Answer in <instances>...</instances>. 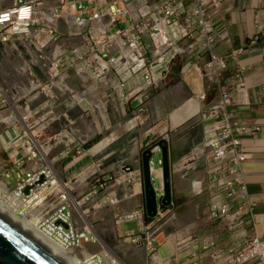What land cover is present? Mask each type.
<instances>
[{
	"label": "built area",
	"instance_id": "built-area-1",
	"mask_svg": "<svg viewBox=\"0 0 264 264\" xmlns=\"http://www.w3.org/2000/svg\"><path fill=\"white\" fill-rule=\"evenodd\" d=\"M7 1L0 0V42L28 45L20 53L33 58L32 63L43 73V80L36 79V87L24 96L0 88V104L10 103V109L6 108V113L0 114V121L7 125V133L11 137L6 149L11 162L0 159V183L4 182L3 187L9 190L12 179L16 180V187L10 192L15 197L14 204L18 205L14 210L22 218L33 212L41 229H52L51 235L73 250L81 248L83 257L80 264H126L105 251L86 257L88 252L84 246L98 239L81 222L83 215L79 208L85 210L87 204L96 199L102 207L117 204L120 197L98 198L99 186L95 182L91 183L86 194L78 193L80 186L73 185V174L80 173L79 176L84 178L81 181L98 179L100 182L99 165L94 162L78 170L88 153L71 125L77 121L75 114L79 108L100 109L96 88L103 85L111 86L102 91L103 95L111 98L110 88L114 91L117 86L123 104L128 102L131 98L126 93L125 84L127 79L134 77V73H139L135 81L137 92L142 96L139 101L144 103L151 90L160 87L167 79L171 64L181 53L178 42L192 35L190 29L181 23V18L188 13L194 16L200 28L202 48L210 52L205 70L218 85L220 100L203 109L201 118L207 122L204 137L190 154L181 159L180 168L196 169L197 163L204 159L207 173L204 185L214 195L207 207L208 215L215 220L222 219L239 238L233 245L223 248L212 236L205 237L201 251L193 254L194 264L205 263V259L210 264H264V235L260 230L263 221L257 211L258 200L248 191L245 174V164L253 153L243 143V137L256 135L260 127L238 113L239 106L251 104L245 67L238 64L227 78L224 74L244 48H236L224 56L213 52L217 41L230 39L226 33L217 30L214 22V16L223 11L225 0H159L160 3L153 8L149 0H141L138 9L132 0H15L9 6ZM62 20L68 23L67 31L61 30ZM135 27H139L144 37L152 39L159 58L155 64L148 61L140 50L130 74L127 58L132 57L127 56L126 48L133 47L134 51L137 38H134V44L122 38ZM133 35L136 36L135 33ZM144 47L150 48V45ZM124 58L127 59L125 63L121 61ZM120 65L129 72L121 74L118 70L119 77L114 79L111 75ZM73 77L79 79L85 88L79 91L71 88ZM200 98L206 101V93ZM25 99L28 103L23 106L20 102ZM62 100L66 109L57 114L53 109ZM33 101H39V106ZM123 110L127 111L125 106ZM55 124L63 128L56 131ZM42 134L44 138L37 139ZM58 146L62 150L51 157ZM43 147H47V151L43 152ZM160 151L159 145L153 146L150 163L155 170L159 168L162 171L163 160L157 156ZM69 158L65 171H57L54 162ZM27 164L32 165L29 170L26 169ZM124 170L132 173L129 166L124 165ZM222 189L230 190L231 199H218ZM155 191L161 201L165 195L162 175L156 174ZM7 193L3 192L4 195ZM176 209L174 202L167 207L160 206L157 216L148 222L143 207L119 216L120 221H138L139 234L132 232L133 241L147 249L150 256L148 264L166 263L158 255L157 233L175 218ZM76 213L81 215L80 219ZM196 239L192 240L193 243Z\"/></svg>",
	"mask_w": 264,
	"mask_h": 264
},
{
	"label": "crops",
	"instance_id": "crops-1",
	"mask_svg": "<svg viewBox=\"0 0 264 264\" xmlns=\"http://www.w3.org/2000/svg\"><path fill=\"white\" fill-rule=\"evenodd\" d=\"M13 1L15 0H8L6 5H11ZM132 2L137 8L142 4L141 0ZM156 3H159V0L149 2L152 7ZM214 22L217 30L226 33L230 38L215 43L213 51L216 54L228 55L236 48H245L239 58L230 63L229 73L237 64L245 67L251 104L239 106V116L260 127L256 135L243 137V143L253 153V157L245 164V174L248 191L258 200L257 211L263 221L260 230L264 235V0H225L223 11L214 16ZM181 23L190 29L192 35L189 39L180 41L178 48L186 49L190 59L188 61L192 60L205 66L209 53L200 46V28L194 16L186 13L181 18ZM60 26L62 31H67L66 21H60ZM255 39L256 42H253ZM175 75L177 74L173 71L170 79H174ZM185 77L193 81L196 91L202 89L201 73L198 69L193 68L190 72H186ZM172 80L155 91L147 103L148 115L145 118L140 115L132 119L123 115L116 121L118 127L111 130L114 119L111 117L108 121L100 120L99 113L94 110L85 114L73 129L76 130L74 131L76 135L88 141L106 132L114 136L110 137L115 141L113 147L107 149L101 147L99 140L91 153L92 156L103 160L105 171L100 172L102 176L113 170V175L121 182L117 192L121 195V203L117 205L120 209L119 213L146 204L142 179L136 176L126 180L127 176L121 171L123 165L128 164L138 168L141 165V153L149 137L153 138L154 134L165 131L171 133L170 159L174 169L171 177L172 196L178 208L176 217L166 223L158 233L159 258L165 260V264H194L193 254L201 251L205 237L212 236L217 245L223 248L233 245L239 238L233 230L226 227L222 219L215 220L208 215L207 207L214 198L213 193L206 188L200 192L194 189L195 182L206 181L204 162L201 161L196 169H191L187 173L180 168L183 155L203 138L204 124L200 121L199 115L204 103L183 76L175 82ZM109 87L110 84L96 88L99 100L103 99L99 97L100 89H109ZM110 91L113 90L110 88ZM205 91L209 97V104L219 100L217 87L208 79H205ZM123 119L127 120L124 124L121 123ZM112 156L113 160L106 163L105 160ZM229 192L228 189H222L218 199H231ZM111 193L114 192L108 195ZM118 226L121 233L127 234L126 237L132 230H138L135 221L120 223ZM196 237L198 239L193 243L192 240ZM130 243L132 246L136 245L132 241ZM202 264H210V262L205 259V263L203 261Z\"/></svg>",
	"mask_w": 264,
	"mask_h": 264
},
{
	"label": "rangeland",
	"instance_id": "rangeland-1",
	"mask_svg": "<svg viewBox=\"0 0 264 264\" xmlns=\"http://www.w3.org/2000/svg\"><path fill=\"white\" fill-rule=\"evenodd\" d=\"M135 33L136 36L133 34ZM137 38V46L135 49L136 57L139 56V51L142 50L143 54L147 58L148 61H153L155 64L158 62L159 55L157 54V50L152 45V39H148V43L153 46V49H148L145 48L144 45H146V41L144 38V35L142 32L139 30V27H135V29L127 35H124L122 38L123 40H128L129 44H134V38ZM144 47V50H143ZM28 48V45H24L23 43L19 42H10V43H3L0 42V88H2L4 91H9L12 94L18 95V96H24L27 93L30 92V88H33L36 79L43 80L41 79L43 76L42 70L38 67H35V65L32 63L33 58H29L28 55H22L20 53L21 49H26ZM116 55H119V53H116ZM189 55L186 52H183L182 54L179 55L177 60L173 62V66L178 67L179 65H184L180 69L181 73H184L186 70V67L189 66L191 69L196 67L194 65L196 62L194 61H188L190 60ZM33 57V53H32ZM130 63H129V69H130V74H132L134 67L136 66L135 61L132 58H127ZM127 59L124 58L121 61L123 63L127 62ZM122 63V64H123ZM189 63V65H187ZM202 68H204L203 64L198 63ZM37 66V65H36ZM118 70L121 71L122 74H126L129 71H124L123 70V65H120L117 67V71L115 70V73H113L111 76L115 79V76L118 78L119 77V72ZM144 71V70H143ZM141 71L140 73H142ZM180 73V74H181ZM116 74V75H115ZM139 73H134V77L127 79L126 82V89L127 93H129V97L131 98L130 102L128 103L127 106V118H132L135 116H140L142 115L143 118L147 117L148 112H147V105H144V103H140L141 99V93L137 92L138 89V84L135 81V76L138 75ZM181 77V76H179ZM173 78H169L168 81L172 80ZM80 81H72L70 84V87L78 90V87H80ZM89 88V85L88 87ZM112 89V88H111ZM113 90V89H112ZM103 90L100 89L99 92V97L103 98L99 102L98 100V105L104 106V108L99 110V115H100V120L105 119L106 117L103 116H109L110 119L111 117L114 119V125L112 126L111 130L116 129L118 127V123L116 122L119 119H115L113 114L117 113L119 115V111H121V106L119 103L122 101V98L120 96V91L119 87L116 86L114 91H112V96L111 98L106 97L102 93ZM155 93V92H154ZM153 93V94H154ZM66 97L63 98L65 100ZM144 99V98H143ZM41 100V99H40ZM61 101L55 105L54 109L55 113L59 114L65 111L66 109V103L64 101ZM14 102V101H11ZM36 103V105L39 106L40 102L39 101H33ZM32 102V107H34ZM42 102V101H41ZM144 102H147L144 99ZM21 105L26 106L28 103V99L22 100ZM10 103H4L0 104V114L6 113V108L10 109L9 106ZM142 110V111H141ZM98 111V110H97ZM104 112L106 115L101 116V112ZM114 111V112H113ZM79 112V111H78ZM78 112L76 115H78ZM108 117V119H109ZM123 117V116H122ZM1 119V117H0ZM126 119V118H125ZM127 120H122L121 123L124 124ZM119 123V124H121ZM60 125H53V127H58ZM63 127H60L58 129L54 130H60ZM74 128V127H72ZM110 130V131H111ZM8 127L5 123H2L0 121V159H6L9 163L10 158L8 157V151L6 149L10 145V139L11 137L7 136L8 132ZM74 131H76L74 129ZM110 132L103 133V135H100V145L101 147H105L106 149L109 147H113L114 140H111L110 137H114L113 135L109 134ZM46 136V135H45ZM78 136V134H77ZM44 138V134L40 135L37 139H42ZM90 141V140H89ZM88 140H86V143ZM99 142V141H98ZM95 144V143H94ZM92 144L88 146L87 151L91 150L95 145ZM85 145V143H84ZM61 150V147H57L54 149L53 154H58ZM113 156L108 158V160H105L106 163L109 162L110 160H113ZM102 160V159H100ZM105 163V164H106ZM65 161L63 162H57L55 165L57 168L63 170L65 166ZM107 165V164H106ZM31 164L26 165V169L29 170L31 168ZM105 171V169H103ZM74 173V171H73ZM104 174V173H103ZM114 172L113 170L108 171L106 174H104L102 177L106 182H104V186L100 188V194H108L110 192H118L119 191V185L113 184L111 179L116 178L115 175H113ZM80 173H74L72 176L73 179V185L78 188L80 186V189L78 190V193L86 194L87 192L90 191V185L92 183L93 179H90L89 181H79L81 179H84L83 177L79 176ZM102 177L100 178V181H102ZM90 182V184L88 183ZM101 183V182H100ZM16 186V180L12 179V184L11 188ZM78 195V194H77ZM89 207H91L89 205ZM88 207V208H89ZM119 208L117 206H110L109 208H99L97 207L96 209H92V211L88 214H86L85 218H87L86 221H89V224L93 226L94 232L98 234V236L101 238L102 242H97L94 244H88L87 248L91 251H102L104 248L107 250H110L120 257L125 263L127 264H146L149 261V253L145 246L143 244H136V245H131L130 240L127 239L126 233H121L118 229V225L120 223L117 221V214H119ZM76 216L78 219H80L81 215L79 213H76ZM84 222V219L81 218ZM128 222H123V223H129ZM85 223V222H84ZM88 223V222H87ZM121 223V224H123ZM86 225V223H85ZM105 246V247H104ZM111 252V253H112Z\"/></svg>",
	"mask_w": 264,
	"mask_h": 264
},
{
	"label": "clouds",
	"instance_id": "clouds-1",
	"mask_svg": "<svg viewBox=\"0 0 264 264\" xmlns=\"http://www.w3.org/2000/svg\"><path fill=\"white\" fill-rule=\"evenodd\" d=\"M133 1V0H132ZM151 0H149V2H150ZM159 3H160V1H159ZM159 3H156V4H159ZM9 6V5H8ZM151 6V5H150ZM154 7V6H153ZM152 6H151V8H153ZM137 8V7H136ZM138 9V8H137ZM67 29V28H66ZM199 35H200V30H199ZM145 38V41H146V45H150L149 43H148V39L150 38V37H148V36H146V37H144ZM190 37H187V39H189ZM151 39V38H150ZM185 39V38H184ZM183 39H181L180 41H182ZM179 41V42H180ZM200 41V40H199ZM179 42H178V45H179ZM253 42H256V39L255 40H253ZM152 45H154V42L152 41ZM200 46H201V42H200ZM155 47V46H154ZM156 48V47H155ZM201 48H202V46H201ZM214 48V47H213ZM239 48H241V47H239ZM242 48H244V47H242ZM148 49H153V46H151L150 45V48H148ZM204 49V48H203ZM157 50V49H156ZM181 50V53H179V55L180 54H182L183 52H186V49L185 50H183V49H180ZM204 50H206V49H204ZM244 50H245V48H244ZM207 51V50H206ZM134 52H135V50H134ZM208 53H209V59H210V52L209 51H207ZM214 52V51H213ZM244 52V51H243ZM242 52V53H243ZM215 53V52H214ZM241 53V54H242ZM135 54V57H136V53H134ZM216 54V53H215ZM240 54V55H241ZM179 55L177 56V58L179 57ZM221 56H224V55H221ZM177 58L173 61V62H175L176 60H177ZM239 58V57H238ZM209 59H208V61H209ZM135 61V63H136V60H134ZM207 61V62H208ZM207 62H206V64H207ZM173 64V63H172ZM171 64V66H170V71H169V74H168V77H167V79L161 84V86L160 87H158V88H155V89H152L151 90V92H150V96H149V98L148 99H145L147 102H144V105H147V103H148V101L151 99V97L153 96V93L155 92V91H157V90H160L162 87H163V85L166 83V82H168V79L171 77V74H172V72H173V69H174V67L175 66H173ZM206 64H205V66H204V68H202V67H200V65L198 64V62H196L194 65H196V68L200 71V73H201V87H202V89L198 92V91H196L195 90V84H193V81L191 80V79H188V78H186L185 77V73L186 72H190L192 69L189 67V66H187L186 67V70H185V72L184 73H179L178 75H175V76H177V77H179V76H183V78L186 80V81H188L189 82V84L191 85L190 87H192V89L193 90H195L196 91V94L199 96V98H200V95L201 94H203V93H206V91H205V79H208V81L211 83V84H213V85H215L216 87H217V91H218V94H219V100H220V91H219V89H218V85L216 84V83H214L212 80H211V78H210V76L206 73V70H205V68H206ZM182 65H184V63L182 64ZM187 65H189V63L187 64ZM238 65V64H237ZM236 65V66H237ZM195 68V67H194ZM236 68V67H235ZM235 68H234V70H235ZM124 71L126 70V69H123ZM233 70V71H234ZM229 71H230V65H229V68H228V70H226L225 71V78H227L230 74H232L233 73V71L232 72H230L229 73ZM245 71H246V69H245ZM121 72V71H120ZM122 74V73H121ZM245 76H246V73H245ZM179 78H181V77H179ZM130 79V78H129ZM175 79V78H174ZM77 80H79V79H77V78H75V77H73L72 78V81H77ZM80 81V80H79ZM173 81V80H172ZM171 81V82H172ZM192 82V83H191ZM81 85V84H80ZM36 87V84H34V86H33V88H35ZM82 87V88H81ZM125 87H126V84H125ZM33 88H30V89H33ZM85 87L84 86H80V87H78V91L79 90H82V89H84ZM87 88V87H86ZM126 93H127V91H126ZM206 95H207V93H206ZM201 99V98H200ZM123 100V99H122ZM131 100V99H130ZM130 100L128 101V102H126V103H124L123 104V101H121L120 103H119V105L122 107L121 108V111H119V115L117 114V113H115V114H113V116H114V118L115 119H120L123 115H125V117L127 116V113H128V110H127V106H128V103L130 102ZM219 100L217 101V102H215V103H213V104H216V103H218L219 102ZM203 103H204V106H203V109L204 108H206L207 106H209V105H213V104H209V97H208V95H207V100L206 101H203V100H201ZM142 104V103H141ZM124 106L126 107V110L127 111H122V109L124 108ZM101 108H104V106H102V107H100V109H98V108H96V109H94L95 110V112H98L99 113V110L101 111ZM203 109L201 110V112H200V115H199V118H200V121L204 124V126H203V137H204V132H205V126H206V124H207V122H205V121H203L202 120V118H201V113H202V111H203ZM94 110H88L87 108L85 109V107H81V108H79L78 109V115H76L75 114V117H77V121H76V123L75 124H72L71 125V127H75V125H77L78 124V122H79V120L86 114L87 115V113H91L92 111H94ZM98 110V111H97ZM142 111V110H141ZM114 112V111H113ZM238 113H239V111H238ZM103 115H106L103 111L101 112V116H103ZM103 117H105V116H103ZM108 117L109 116H107L106 115V118L105 119H103L104 121H108L109 119H110V117H109V119H108ZM135 117H139V116H135ZM56 126L57 125H59V124H55ZM60 127H62V126H58V127H55L56 129H58V128H60ZM74 130V129H73ZM75 133V132H74ZM7 134V136L8 137H10L9 136V134L8 133H6ZM76 134V133H75ZM48 135H50V133L48 134ZM77 136V135H76ZM79 139H81L79 136H77ZM101 138V137H100ZM150 139L148 140V142L145 144V146H144V148H143V151H144V149H146V148H148V147H151V152H152V148H153V146L154 145H159L160 146V144H159V142L161 141V140H166V141H168V143H169V149H170V140H171V133L169 132V131H165V132H163V133H161V134H158V133H156V134H154L153 135V138L150 136L149 137ZM95 139V138H94ZM203 139V138H202ZM201 139V140H202ZM84 143H85V145H84V147H85V149L87 148L88 149V144L92 141V140H90V141H88L87 143H86V140H84V139H81ZM100 140V139H99ZM98 140V141H99ZM200 140V141H201ZM199 141V142H200ZM11 142V141H10ZM199 142H197L195 145H197ZM97 143V142H96ZM95 145V144H94ZM195 145L193 146V148L195 147ZM58 147H60V146H58ZM57 148V147H56ZM160 148H161V151L160 152H158L157 153V156L158 157H160L162 160H163V158H162V156H161V153H162V147L160 146ZM193 148L188 152V153H186L185 155H187V154H190L191 153V151L193 150ZM86 149V150H87ZM93 149V148H92ZM91 149V150H92ZM61 150H62V147H61ZM60 150V151H61ZM91 150H89V151H87V157H84L83 159H86L85 161H84V163H83V165L82 166H80L79 167V169L78 170H80V169H84L85 167L87 168V166H89L90 164H92V163H94V162H96V164L98 163V171H99V176H98V178L99 177H102V170H103V168H104V163H103V160H100V159H98L97 157H95V156H92V153H91ZM143 151H142V153H143ZM60 153V152H59ZM58 153V154H59ZM142 153H141V165L138 167V168H135V167H133L132 165H128V164H124V165H126V166H129L131 169H132V173H129L128 171H125L124 170V165H123V168H122V172H123V174L124 175H126L127 176V178H126V180H131L132 178H134V177H136V176H139L141 179H142ZM55 155H57V154H55ZM55 155L52 153L51 154V157H55ZM185 155H183V157L185 156ZM152 156H153V153H152ZM152 156H151V158H152ZM182 157V158H183ZM151 158H150V160H151ZM181 158V159H182ZM70 158L68 159V160H58L57 162H63V161H65V163L67 164V162H70ZM201 161H203L204 162V159L203 160H200L198 163H197V165H199V163L201 162ZM57 162H54V165L57 163ZM66 164H65V166H64V168H63V170L61 171V169H59V168H57L56 167V165H55V168H56V170L57 171H60V172H64L65 171V167H66ZM204 164V163H203ZM150 165H151V163H150ZM171 167H172V164H171ZM151 168H152V173H153V182H154V188H155V177H156V174H158L159 176L160 175H162V178H163V164H162V171H160L159 170V168L158 169H154L152 166H151ZM180 169V168H179ZM138 170H140V174H138ZM174 169H173V167H172V171H173ZM183 170V169H182ZM189 170H191V169H188V170H183V172L184 173H187ZM101 172V173H100ZM97 180L98 179H94V180H92V182H95L98 186H99V190H100V188L101 187H103V186H101L100 184H104V182H106L107 183V181H105L104 179H103V177H102V181H100V182H97ZM99 180H100V178H99ZM79 181H81V180H79ZM82 181H84V180H82ZM81 181V182H82ZM110 181H112L113 182V184H114V186L115 185H119L121 182H120V180L116 177V178H114V179H111ZM163 183H164V178H163ZM12 184V183H11ZM11 184L9 185V190L7 191L8 193H10L11 192V190L12 189H14L15 187H12L11 188ZM142 184H143V180H142ZM164 188H165V185H164ZM203 188H205V185H204V183L202 182V181H199V182H195V191H197V192H200V191H202L203 190ZM144 190V189H143ZM26 192H29V188H26ZM99 193V196H98V198L99 197H104V196H112V195H117L118 197H120L121 195L120 194H117V192H114V193H111V194H100V191L98 192ZM156 195H157V193H156ZM165 196V195H164ZM164 198V197H163ZM158 199V198H157ZM97 200L98 199H96V200H94V201H92V202H89L88 204H87V207H86V209L89 207V205L91 206V207H89V209H91L90 211H87L86 209L84 210V211H86V214L88 213H90L91 211H92V209H96L97 207H99V208H109L110 206H117V205H119L120 203H121V198H120V202L119 203H117V204H113V205H109V206H105V207H102L101 205H99L98 203H97ZM163 200V199H162ZM162 200L161 201H159V207L160 206H163V207H167L166 205H163L162 204ZM174 201H173V199H172V202H171V204L173 203ZM9 203V202H8ZM176 205H177V203L176 202H174ZM170 204V205H171ZM170 205H168V206H170ZM145 208V210H146V216H145V220L148 222V221H150V220H152V219H154L155 217H151V219H147V215H148V213H147V208H146V204L144 205V206H141V207H139V208H137V209H140V208ZM177 208H178V205H177ZM137 209H134V210H137ZM177 210V209H176ZM131 211H133V210H131ZM127 212H130V211H125V212H122V213H119V214H117V221L119 222V223H123V222H128V221H120L119 220V216L120 215H122V214H124V213H127ZM158 212H159V208H158ZM17 213V212H16ZM18 214V213H17ZM158 214V213H157ZM18 215H20V214H18ZM149 216V215H148ZM77 217V216H76ZM150 217V216H149ZM176 217V216H175ZM78 219V218H77ZM174 219V218H173ZM172 220V219H171ZM82 223H83V225H85V223H86V225L85 226H88V223L86 222V221H81ZM135 222H137V224H138V230L137 231H135V230H132L131 231V233L130 234H128V236H127V239L128 240H130V241H132L134 244H141V243H136V242H134L133 241V234H132V232L134 231V233L135 234H139V223H138V221H135ZM169 222V221H168ZM167 222V223H168ZM93 227V226H92ZM89 228V227H88ZM161 230V229H160ZM91 232L96 236V238L98 239L96 242H89V243H87L85 246H84V249L88 252V253H91V254H93V253H99V251H91V250H89L88 248H87V245L88 244H94V243H97V242H102V240H101V238L98 236V234H96L94 231H92L91 230ZM160 231H158V233H159ZM158 233H157V236H158ZM158 248H159V241H158ZM74 252L72 253L73 254V256H79V257H76V258H78L79 260H80V258L81 257H83L82 256V249L81 248H77V249H75V250H73ZM103 251H105V252H108V253H111L112 251L110 250V252L109 251H107L105 248L102 250V251H100V252H103ZM112 254L114 255V253L112 252ZM158 255H159V253H158ZM116 257H118L117 255H115ZM160 257V256H159ZM120 258V257H119ZM121 259V258H120ZM122 260V259H121ZM123 261V260H122ZM149 261H150V257H149ZM148 261V262H149ZM124 262V261H123ZM127 264V263H126ZM146 264H148V263H146Z\"/></svg>",
	"mask_w": 264,
	"mask_h": 264
},
{
	"label": "water",
	"instance_id": "water-1",
	"mask_svg": "<svg viewBox=\"0 0 264 264\" xmlns=\"http://www.w3.org/2000/svg\"><path fill=\"white\" fill-rule=\"evenodd\" d=\"M162 147L163 178L165 196L163 205H170L172 196V167L170 159L169 143L166 140L159 142ZM152 156L151 147L144 149L142 153V180L146 199L147 213L155 217L158 213L159 201L153 182V173L150 165ZM0 264H64L53 257L45 247H42L20 228L14 226L0 213Z\"/></svg>",
	"mask_w": 264,
	"mask_h": 264
},
{
	"label": "bare ground",
	"instance_id": "bare-ground-1",
	"mask_svg": "<svg viewBox=\"0 0 264 264\" xmlns=\"http://www.w3.org/2000/svg\"><path fill=\"white\" fill-rule=\"evenodd\" d=\"M129 57H132L134 60H138L137 57H135L133 47L126 48ZM195 69H197L195 67ZM197 73V72H196ZM195 75V74H194ZM200 75V74H199ZM195 77V76H194ZM201 90V89H200ZM199 90V91H200ZM198 91V92H199ZM33 134L31 133V136ZM44 150L47 151V147H43ZM53 171V169H52ZM4 182L0 183V213L9 220L14 226H17L20 228L26 235L30 236V238L41 245L42 247H45L47 251L53 256L59 259L64 264H80V260L76 257L79 256H73V249L67 247L65 244L59 242L56 240L52 235V229L50 228H43L41 229L39 227V219L33 217V212H29L27 215H25L24 218H22L20 215L16 213L14 208H18L17 204H14L15 197L12 196L10 193H7L6 195L3 194V192H7L8 188L4 186ZM9 202V203H8ZM36 209L32 210L35 211ZM79 212L83 215L84 221L87 220L85 218L86 211L83 210V208H79ZM35 220V221H34ZM88 222V227L90 230L94 231L91 224ZM105 247V246H104ZM106 249V248H105ZM107 250V249H106ZM109 251V250H107ZM115 255V254H114ZM91 253H88L86 257H91ZM82 264V262H81Z\"/></svg>",
	"mask_w": 264,
	"mask_h": 264
},
{
	"label": "trees",
	"instance_id": "trees-1",
	"mask_svg": "<svg viewBox=\"0 0 264 264\" xmlns=\"http://www.w3.org/2000/svg\"><path fill=\"white\" fill-rule=\"evenodd\" d=\"M182 66H183V65H179L178 67H174L173 71L175 72V74L178 75V74L180 73V69L182 68ZM177 80H179V77L175 76V79H173V82H175V81H177ZM100 137H101V136H98V137H96L95 139H93V140L88 144V146H90V145H92V144L98 142V140L100 139ZM147 219L149 220V219H151V217H149V216L147 215Z\"/></svg>",
	"mask_w": 264,
	"mask_h": 264
}]
</instances>
